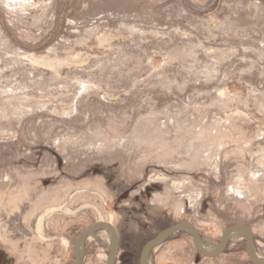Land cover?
Returning a JSON list of instances; mask_svg holds the SVG:
<instances>
[{"label": "rangeland", "instance_id": "obj_1", "mask_svg": "<svg viewBox=\"0 0 264 264\" xmlns=\"http://www.w3.org/2000/svg\"><path fill=\"white\" fill-rule=\"evenodd\" d=\"M99 220L116 264L179 223L250 226L264 257V0H0V264H73ZM245 243L180 231L149 264H254Z\"/></svg>", "mask_w": 264, "mask_h": 264}, {"label": "water", "instance_id": "obj_2", "mask_svg": "<svg viewBox=\"0 0 264 264\" xmlns=\"http://www.w3.org/2000/svg\"><path fill=\"white\" fill-rule=\"evenodd\" d=\"M106 230L109 232L111 241L107 246L109 253L106 258V264H116L117 254L120 246L119 233L114 224L109 221L99 220L92 224L87 230L77 236L73 243V264H82L83 255L85 253V245L88 238L96 237L98 230ZM185 231L192 236V242L195 249L205 257H216L224 252L231 239L232 233H239L245 238L246 253L254 264H264V257L260 256L255 247L253 230L250 226L244 224H233L227 227L220 236L219 243L212 249H208L200 235L198 229L191 223H179L171 225L160 231L153 239L149 240L143 247L139 264H149L151 251L162 245L173 234Z\"/></svg>", "mask_w": 264, "mask_h": 264}, {"label": "bare ground", "instance_id": "obj_3", "mask_svg": "<svg viewBox=\"0 0 264 264\" xmlns=\"http://www.w3.org/2000/svg\"><path fill=\"white\" fill-rule=\"evenodd\" d=\"M236 234H239V233H236V232L232 233L231 238H232L233 236H235ZM239 235H240V234H239ZM205 246H206L208 249H212V248H214V247H210V246H208L207 244H205Z\"/></svg>", "mask_w": 264, "mask_h": 264}]
</instances>
